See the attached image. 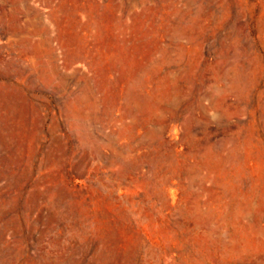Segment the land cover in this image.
<instances>
[{"label": "rangeland", "instance_id": "rangeland-1", "mask_svg": "<svg viewBox=\"0 0 264 264\" xmlns=\"http://www.w3.org/2000/svg\"><path fill=\"white\" fill-rule=\"evenodd\" d=\"M0 264H264V0H0Z\"/></svg>", "mask_w": 264, "mask_h": 264}]
</instances>
